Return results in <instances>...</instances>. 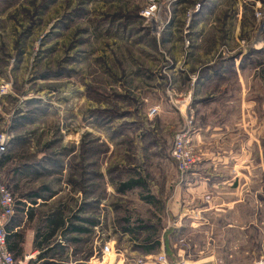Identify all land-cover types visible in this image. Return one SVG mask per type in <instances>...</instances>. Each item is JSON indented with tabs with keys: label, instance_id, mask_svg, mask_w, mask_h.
I'll return each mask as SVG.
<instances>
[{
	"label": "rangeland",
	"instance_id": "obj_1",
	"mask_svg": "<svg viewBox=\"0 0 264 264\" xmlns=\"http://www.w3.org/2000/svg\"><path fill=\"white\" fill-rule=\"evenodd\" d=\"M157 3L148 20L149 0H0V131L17 158L40 168L14 182L15 192L3 182L17 203L40 188L39 202L50 204L37 208L39 218L61 210L86 230L71 235L63 262L141 264L148 248L159 254L153 242L174 218L177 118L216 99L197 88L201 76L210 64L242 59L264 77V0ZM213 127L201 143L191 130L200 163L218 136ZM135 180L143 185L122 191ZM108 243L115 252L103 256Z\"/></svg>",
	"mask_w": 264,
	"mask_h": 264
},
{
	"label": "crops",
	"instance_id": "obj_2",
	"mask_svg": "<svg viewBox=\"0 0 264 264\" xmlns=\"http://www.w3.org/2000/svg\"><path fill=\"white\" fill-rule=\"evenodd\" d=\"M246 13L247 9L242 7L240 16ZM206 71L197 88L205 85L216 99L210 100L206 108L199 106L200 112L189 115L188 120L184 121L179 115L177 121L180 128H190L194 134L199 132L196 135L199 143L212 126L218 136L211 138L213 145L208 146L203 162L183 181L178 172L175 201L171 205L173 223L155 241L159 254H166L170 264L183 261L257 264L264 257V100L259 99L264 97V77L259 75V67L254 68L250 60L242 59L216 62ZM219 96L224 98H217ZM197 102L195 100V104ZM16 148L15 141L10 142L0 166L2 180L13 191L14 182L40 170L33 160L17 158ZM137 187L140 185L127 190ZM40 191V188L24 190L26 195L18 202L9 226L8 246L25 264H74L63 262L60 257L71 254V235L86 230L69 226L70 218H65L61 210L59 214L51 212L49 217L39 218L37 208L42 203L50 204L39 202ZM144 201L161 208L157 198L148 196ZM65 207L66 204L62 206ZM47 233L50 237L45 241ZM196 236L201 237L199 243L193 240ZM180 241L188 245L183 247ZM137 251L134 249L131 253L135 255ZM143 256L156 255L148 248Z\"/></svg>",
	"mask_w": 264,
	"mask_h": 264
},
{
	"label": "built area",
	"instance_id": "obj_3",
	"mask_svg": "<svg viewBox=\"0 0 264 264\" xmlns=\"http://www.w3.org/2000/svg\"><path fill=\"white\" fill-rule=\"evenodd\" d=\"M157 12V0H149V5L142 15L150 20L156 17ZM1 90L2 93H5L7 88L3 86ZM158 112L159 110L157 107L150 110L151 116L156 115ZM10 142L11 136L4 131H0V166L4 155L8 151ZM171 153L177 163L180 180L183 181L189 172L200 163V158L196 154L194 139L190 128H183L175 134ZM17 208L18 203L14 193L5 185L0 174V264H25L23 260L15 257L8 246L9 226L17 212ZM112 252H115V246L112 243H108L102 250V255L105 256ZM140 263L170 264L164 253L146 257L145 260ZM180 264L189 263L183 261ZM257 264H264V257L261 258Z\"/></svg>",
	"mask_w": 264,
	"mask_h": 264
},
{
	"label": "trees",
	"instance_id": "obj_4",
	"mask_svg": "<svg viewBox=\"0 0 264 264\" xmlns=\"http://www.w3.org/2000/svg\"><path fill=\"white\" fill-rule=\"evenodd\" d=\"M137 185H143V183L141 182V181H138V180H135V181H132V182H130V183H128V184H125L124 186H123V190H127V189H129V188H133V187H135V186H137ZM78 230H80V229H78ZM52 234H53V232H52ZM51 234V235H52ZM9 237L10 236H8V239H9ZM45 241H47V239L50 237V235L47 233L45 236ZM148 240L150 241L151 239L150 238H148ZM156 245H158V242H153V245L152 246H156ZM10 249V248H9Z\"/></svg>",
	"mask_w": 264,
	"mask_h": 264
}]
</instances>
